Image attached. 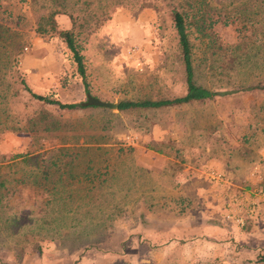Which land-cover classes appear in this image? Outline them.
<instances>
[{
  "label": "rangeland",
  "instance_id": "rangeland-1",
  "mask_svg": "<svg viewBox=\"0 0 264 264\" xmlns=\"http://www.w3.org/2000/svg\"><path fill=\"white\" fill-rule=\"evenodd\" d=\"M146 1L116 5L93 32L77 36L87 80L84 91L62 40L54 33L35 31L38 12L43 10L29 0H9L4 5L18 21L14 27L23 38L16 55L19 75L33 91L61 101L81 102L86 92L114 102L182 93L183 63L169 5ZM228 1L206 0L211 23L202 30L188 24L194 79L211 88H235L244 81L260 85L262 71L252 64L258 54L243 64L231 51L238 39L235 25L241 22L231 18L240 3ZM248 2L252 8L260 7L258 17L264 18V0ZM225 16L228 22H222ZM54 21L58 28L70 25L66 13H55ZM0 86L6 93L7 122L28 127L40 113L45 120H60L59 129L49 127L38 138L28 130L1 129L0 155L48 150L46 165L49 155L60 149L66 148V155L78 150L75 167L106 172L90 199L106 210L115 203L121 209L105 237L86 248L17 238L24 237V227L16 225L8 233L1 229V234L12 233L19 241L0 244V264H264L261 256H243L227 223L217 219L216 194L222 190L215 183L223 176L214 168L217 158L225 157L228 163L231 154L240 157L247 139H254L255 149L262 147L264 86L238 88L203 101L126 109L85 104L66 109L41 103L14 77ZM88 184L79 183L78 192L84 193L82 187ZM41 200L40 191L29 189L7 198L15 209L32 212L39 211ZM204 217L205 225L200 222ZM37 230L31 233L40 236Z\"/></svg>",
  "mask_w": 264,
  "mask_h": 264
},
{
  "label": "trees",
  "instance_id": "trees-1",
  "mask_svg": "<svg viewBox=\"0 0 264 264\" xmlns=\"http://www.w3.org/2000/svg\"><path fill=\"white\" fill-rule=\"evenodd\" d=\"M6 1L0 0V85L3 84L4 79L14 77V80L31 97L41 103L53 104L66 109L81 106V103L77 101H61L48 94L35 92L29 87L25 79L19 75L16 55L22 49L23 38L21 35L19 36V31L14 27L18 24V21L11 17V10L7 8V5H4L9 0ZM124 1L126 0H29L31 4H36L43 10L38 12L35 31L38 33H54L62 40L70 52L74 68L80 77L84 91L87 90V80L83 55L80 52L77 36L93 32L109 17L113 7L118 4H125ZM163 1L169 5L172 24L177 36L183 63L184 90L180 94L169 97L121 98L115 101L116 109L151 108L203 101L216 95L229 94L238 88L249 89L264 86V18L258 17L260 16L258 15L260 7L259 9L252 8V4L248 0H236L241 5L235 6L236 15L231 18V21L234 22L238 19V22H240L239 20L241 22L235 25L238 39L232 44L231 51L234 54L237 53V62L243 64L248 63L251 56L258 54L252 64L256 63V66L262 71V83L259 85L244 81L241 85H238L239 87L235 88H211L197 83L194 79L191 59L192 42L188 34V24L191 22L195 23L196 28L199 27L200 30L205 28L206 24L207 26L210 25L211 21L209 22L207 18L209 12L206 10V0ZM147 2L149 1L138 0L137 5H143ZM57 12L67 14L70 20L68 27L58 28L55 26L54 14ZM222 22H228L226 16L223 17ZM5 94L4 87L0 86V111L2 112L0 131L8 128L28 130L34 137L38 138L41 137L42 132L49 130L47 129L49 127L60 128L59 119L45 120L44 113H40L36 119L29 121L28 127L7 122L8 116L3 114L5 111ZM85 105L95 106V104ZM63 150L60 149L50 154L46 165H44V153L49 152L48 150L35 153L29 151L15 152L7 157L0 155V230L6 229L8 233V231L13 230V225H16L20 228L24 227V232L21 234L24 237L19 235L16 236L17 238H28L30 236L37 239L52 240L56 244L57 241L68 242L74 246L73 248H86L105 237L113 218L121 213L118 203L109 205L108 210H106L101 203L90 199V196L95 198L96 194L93 193V189L97 183H102L106 179V172L94 173L78 169L75 166L80 156L79 151L75 150L70 155H66L67 151ZM86 167H90V165H86ZM79 183L81 185L90 183L82 187L86 190L84 193L78 192L81 186L78 185ZM26 189L38 190L42 194L39 211L32 212V210L23 208L15 209L7 201V198L12 196L15 191L17 194H21ZM79 198L85 200L79 201L77 200ZM8 227L9 229H7ZM34 229H38L37 231L41 233L40 236L31 233ZM8 235L9 237H7ZM8 235L0 233V244L19 241L17 238L14 239L12 233ZM21 247L17 249L19 250ZM36 248L40 250L38 244ZM19 253L20 250L14 254L18 256Z\"/></svg>",
  "mask_w": 264,
  "mask_h": 264
},
{
  "label": "crops",
  "instance_id": "crops-1",
  "mask_svg": "<svg viewBox=\"0 0 264 264\" xmlns=\"http://www.w3.org/2000/svg\"><path fill=\"white\" fill-rule=\"evenodd\" d=\"M254 142L246 140L248 147L240 157L229 153L228 163L225 157L215 159L216 174L223 176L215 183L222 190L216 194L217 219L227 223L232 239L242 245L243 256H261L264 263V138L261 148L255 149ZM200 220L203 225L207 222L206 217ZM243 222L248 227L239 231Z\"/></svg>",
  "mask_w": 264,
  "mask_h": 264
},
{
  "label": "water",
  "instance_id": "water-1",
  "mask_svg": "<svg viewBox=\"0 0 264 264\" xmlns=\"http://www.w3.org/2000/svg\"><path fill=\"white\" fill-rule=\"evenodd\" d=\"M81 104H95V105H101V106H107L111 108H115V102L100 99L94 95L89 94L88 92L85 93V99L80 102Z\"/></svg>",
  "mask_w": 264,
  "mask_h": 264
}]
</instances>
